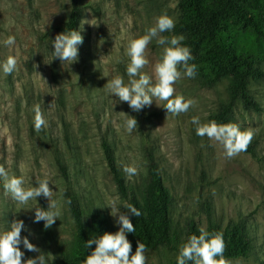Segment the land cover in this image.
<instances>
[{
    "label": "rangeland",
    "instance_id": "1",
    "mask_svg": "<svg viewBox=\"0 0 264 264\" xmlns=\"http://www.w3.org/2000/svg\"><path fill=\"white\" fill-rule=\"evenodd\" d=\"M68 2L0 0V65L8 55L18 60L17 69L10 75L5 76L0 68V165L10 177L23 174L25 187H35L38 180L49 178L53 199L61 210L60 218L45 229L43 221L33 222L34 207L47 209L49 201L40 196L37 201L19 205L5 192L0 179V232L8 230L13 220H23L26 227L21 236H27L42 250L48 264H59L60 258L76 246L66 189L80 201L85 217L101 210L118 231V217L110 215V208L99 206L116 196L121 202H128L133 194L142 197L153 157L173 199L172 243L147 248L146 264H171L176 260L191 221L206 231L212 225L225 230L241 223L252 240V250L245 257L228 260L231 264H264V78L249 85L262 111L246 110L238 101L233 115L242 130H254V152L226 158L222 145L196 134L191 118L198 116L202 123L211 121L210 116L230 98L232 76L211 87L205 86L197 74L195 78L183 76L175 84L176 94L197 103L178 115L168 112L163 106L166 102L159 100L134 112L104 87L116 75L128 82V43L143 35L163 12L177 22V0H83L86 8L81 23L98 25L83 24L78 59L63 66L58 58L53 59L52 41L61 33L57 28L68 19ZM9 35L16 41L11 48L2 43ZM163 35L178 34L172 31ZM162 53L163 47L153 40L148 46L149 64L142 71L152 76ZM37 104L47 120L39 132L34 130ZM125 113L138 122L131 134L124 128ZM103 140L113 147L126 178L127 197L119 192L109 169ZM59 162L67 167V181ZM132 162L139 166L140 174L130 180L123 165ZM20 247L24 260L38 255L22 243ZM135 249L132 247L133 252Z\"/></svg>",
    "mask_w": 264,
    "mask_h": 264
},
{
    "label": "clouds",
    "instance_id": "2",
    "mask_svg": "<svg viewBox=\"0 0 264 264\" xmlns=\"http://www.w3.org/2000/svg\"><path fill=\"white\" fill-rule=\"evenodd\" d=\"M68 4H71V0ZM86 22L93 26L98 25L82 21L80 29L65 30L57 34L52 41L53 59L58 58L63 66L65 63L70 66L77 61L78 45L83 43L81 31ZM175 23L172 16L163 12L143 35L130 40L125 52V55L130 58L126 67L128 82L125 83L123 76L116 75L108 79L104 86L106 91L118 97L120 102L128 103L134 112L141 111L145 106H151L153 100L165 101L163 106L174 115L187 113L197 103L193 98L186 99L183 95L176 94V82L183 76L195 78L197 65L189 63L194 56L190 47L182 43L185 40L184 35H171L170 37L163 35L165 32H172ZM153 40L163 47V53L161 59L155 63L152 76H150L142 70L149 64L148 46ZM15 42V36L9 35L2 43L11 48ZM17 65V57L8 55L0 68L7 76L17 69ZM34 113V130L39 132L47 125V120L39 104L34 106ZM125 114L124 128L131 134L137 129L138 122L135 117ZM191 123L196 126L195 131L198 136L207 137L210 141L222 145L225 156L229 159L246 151L255 135L254 130H242L235 123L224 124L214 120L202 123L198 116H193ZM123 172L131 180L140 174V169L135 162H132L123 165ZM0 179L3 180L5 192L9 193L19 205H27L30 200L37 201V197L40 196L49 201L47 209L34 207L33 222L43 221L44 228L47 229L55 223L57 218H60V206L53 199L54 190L49 186V178L38 180L35 187H25L26 180L23 174L10 177L6 168L0 165ZM99 207L110 208V215L118 217L115 223L119 225V229L115 233L105 232L97 238L88 239L85 248H92L93 244L95 248L86 256L83 264H146L147 246L138 240L135 252H133L132 244L126 235V233L136 231L129 214L140 217L142 215L140 209L131 203L121 202L119 196L109 199L104 206ZM121 207L127 211H121ZM25 227L24 221L17 219L11 222L8 230L0 232V264H48L49 258L42 250L30 242L27 236H21V231ZM21 243L25 249L36 252L38 255L24 260ZM225 247L222 233H209L201 227L199 235H191L188 241L181 245L177 264H189V262L191 264H231L223 255ZM53 259L52 256L51 260Z\"/></svg>",
    "mask_w": 264,
    "mask_h": 264
},
{
    "label": "trees",
    "instance_id": "3",
    "mask_svg": "<svg viewBox=\"0 0 264 264\" xmlns=\"http://www.w3.org/2000/svg\"><path fill=\"white\" fill-rule=\"evenodd\" d=\"M177 4L180 16L172 31L184 35L182 43L190 47L194 56L189 63L197 65L196 74L202 83L211 87L223 78L233 77L229 100L220 104L210 120L224 124L235 123L233 115L238 101L246 110L262 111L263 107L251 94L249 85L251 81L264 78V0H177ZM85 8L83 0H71L68 19L57 30H78ZM102 146L118 190L122 196L127 197L126 178L117 165L113 147L106 140L102 141ZM245 152H254L253 142ZM59 163L67 181V167ZM65 200L75 225L76 246L60 258L59 264H83L86 256L95 248V244L92 248H85L86 241L105 232L115 233L117 229L101 210L85 217L80 201L69 188L65 191ZM172 201L161 169L150 157L149 180L144 195L139 197L133 194L128 200L142 213L140 217L129 214L136 229L135 233H127L133 248L137 246L138 240L147 248L172 243ZM208 232L223 234L226 245L223 255L226 259L245 257L252 250V240L241 223L225 230L212 225ZM194 234L199 235V227L195 221H191L184 243ZM171 264H177V259Z\"/></svg>",
    "mask_w": 264,
    "mask_h": 264
}]
</instances>
